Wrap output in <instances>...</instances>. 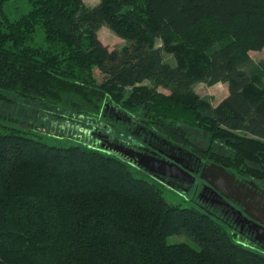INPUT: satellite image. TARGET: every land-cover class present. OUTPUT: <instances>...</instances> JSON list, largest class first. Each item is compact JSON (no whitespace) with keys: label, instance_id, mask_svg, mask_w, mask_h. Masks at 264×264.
<instances>
[{"label":"trees","instance_id":"1","mask_svg":"<svg viewBox=\"0 0 264 264\" xmlns=\"http://www.w3.org/2000/svg\"><path fill=\"white\" fill-rule=\"evenodd\" d=\"M26 1L12 14L0 0V100H44L121 143L141 144L132 130L144 126L264 183V72L251 57L264 48V0ZM104 25L128 44L106 46ZM200 82L227 83L228 95L214 106ZM24 131L0 122V264H264L216 207L168 202L131 166L178 186L98 139L57 145Z\"/></svg>","mask_w":264,"mask_h":264},{"label":"rangeland","instance_id":"2","mask_svg":"<svg viewBox=\"0 0 264 264\" xmlns=\"http://www.w3.org/2000/svg\"><path fill=\"white\" fill-rule=\"evenodd\" d=\"M86 4L89 6L97 5L100 0H85ZM9 11L14 14L21 12L23 10L30 9V4L26 0H11L8 4ZM15 16V15H13ZM98 35L103 43L110 49H119L128 44L124 38L118 36L108 25H104L100 28ZM252 59L260 64L264 72V48L260 50L251 51ZM159 90L165 93H170V91L162 86ZM195 90L202 97H207L212 102L214 106L219 105L224 98L228 95V84L218 83L216 85L210 86L205 82H200L195 85ZM14 101L0 100V122L13 126L19 129L25 130L24 132L40 137L41 139L51 142L57 145H68V144H83L90 146H98L97 141L92 137L91 132L101 131L100 129H93L92 124H87L80 117H72L67 114L61 113L58 107L51 105L44 100L38 99H25L13 95ZM125 114V113H124ZM135 119H140L138 114L132 115ZM91 129V131L87 128ZM122 126V124H120ZM124 127V124H123ZM189 133L194 137L196 141L200 143L203 147L207 146L210 138L202 131H196L191 127H186ZM139 128H134L132 134L135 136ZM115 132V131H110ZM107 133L108 135H111ZM111 138L116 140L113 135ZM119 137V136H117ZM124 140L129 139L131 146L136 144L134 138H123ZM121 142V141H120ZM123 142V141H122ZM222 143H220L216 150L224 153H231V151ZM131 169L136 176L152 180L156 182L163 190L164 197L166 200L174 205H179L182 207L197 206L201 202L200 191H196L194 188H189L188 186L180 189H174L167 185L156 181L147 172L142 171L136 166H131ZM170 242L188 241L190 238L187 236L173 235L169 238ZM192 242V241H191Z\"/></svg>","mask_w":264,"mask_h":264},{"label":"flooded vegetation","instance_id":"3","mask_svg":"<svg viewBox=\"0 0 264 264\" xmlns=\"http://www.w3.org/2000/svg\"><path fill=\"white\" fill-rule=\"evenodd\" d=\"M117 115V114H116ZM117 118H120L117 116ZM139 130L137 134L139 136H142V142L141 144H135L134 146H131L129 143H124L127 146L133 147L137 150L143 151L144 153H147L149 155H155L157 158L161 160L171 161L169 159V155L173 154L175 156L183 155L186 159H188V162H185L191 169H193V174L196 178V182L193 185L188 184L187 182H179L178 180H174L171 178H166L161 175H156L158 178L168 181L174 186H178L179 188H184L188 186L189 188H194L196 191L201 192L200 199L201 201L212 207H216L218 211L222 214V219L226 222V224L245 238H247L249 241L254 242L261 247L264 248V244L260 243V239L264 237V222H260L254 220L251 216H249L245 212V207L243 206L242 202H238L235 199L232 198L231 192L232 191H239L240 193H257V195L260 197L258 200L261 201L263 204L262 207H259L258 210H262V214H258V218H263L264 221V183L263 182H257L255 180H252L250 178H247L245 176H238V174L235 173L236 177L235 180L232 182L231 190H228L226 197H220L216 193L213 192V189L208 186V184L201 179L200 174L205 165H208V160H204L202 157L197 155L196 153H193L190 150L185 149L181 145L178 144H172L169 143L166 139L159 138L157 135H155L151 130H148L144 126H139ZM103 133H97L96 138L98 139V142L100 146H102L103 142L105 141V137L109 138L108 136H103ZM100 137V138H99ZM110 141H114L112 139H109ZM119 142V141H115ZM121 143V142H120ZM188 152H192L193 154H188ZM200 157L202 161L198 159ZM252 182L255 183V186L252 185ZM251 188V190H250ZM223 202H226L227 204H231L235 206L238 210L242 211V214H238L235 211H233L228 206H225ZM259 202V204H261Z\"/></svg>","mask_w":264,"mask_h":264},{"label":"water","instance_id":"4","mask_svg":"<svg viewBox=\"0 0 264 264\" xmlns=\"http://www.w3.org/2000/svg\"><path fill=\"white\" fill-rule=\"evenodd\" d=\"M104 139L105 141L103 142L102 147H106L107 149L132 160L136 165L152 174L178 180L182 183L187 182L190 185H193L196 182L193 169L185 164V162H188L189 160L183 155L175 156L170 154L168 157L171 161L161 160L155 155H149L143 151L127 146L124 143L110 141L107 137ZM188 154L193 153L188 152ZM198 159L202 161L200 157H198ZM200 177L208 184L209 187L213 189L214 193L220 197L228 198L229 196H227V191L231 190L232 182L235 180L236 175L235 173L227 170L225 167L211 162L203 167ZM252 185L255 186V183L252 182ZM255 192L256 191H254V193H240L239 191H232L231 195L236 201L242 202L245 207V212L249 216H251L254 220L257 219V221L259 220L263 223V218L257 217L258 214L263 213L262 210H258L259 207L263 206V203L259 201L261 202V204H259L258 200L260 197ZM201 195L202 194H200V196ZM223 204L231 208L236 213L242 214V211L238 210L235 206L227 204L226 202H223ZM259 241L264 244V237Z\"/></svg>","mask_w":264,"mask_h":264}]
</instances>
